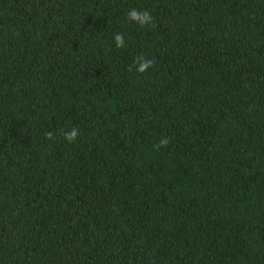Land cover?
<instances>
[{
	"label": "trees",
	"instance_id": "1",
	"mask_svg": "<svg viewBox=\"0 0 264 264\" xmlns=\"http://www.w3.org/2000/svg\"><path fill=\"white\" fill-rule=\"evenodd\" d=\"M0 264H264V0H0Z\"/></svg>",
	"mask_w": 264,
	"mask_h": 264
},
{
	"label": "clouds",
	"instance_id": "2",
	"mask_svg": "<svg viewBox=\"0 0 264 264\" xmlns=\"http://www.w3.org/2000/svg\"><path fill=\"white\" fill-rule=\"evenodd\" d=\"M129 19L141 26L144 25H150L152 23V17L148 14L147 11H139L136 9L131 10L128 13ZM115 44L117 48H123L125 47V41L124 37L122 35H116L115 37ZM151 66V61H144L142 60L139 63V66L137 67L138 72H145L147 71ZM77 136V133L75 131H72L70 134L66 136V139L69 141H73ZM161 143H166V141H161Z\"/></svg>",
	"mask_w": 264,
	"mask_h": 264
}]
</instances>
